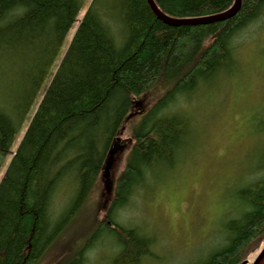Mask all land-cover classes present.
Returning a JSON list of instances; mask_svg holds the SVG:
<instances>
[{"label": "trees", "instance_id": "16d2710c", "mask_svg": "<svg viewBox=\"0 0 264 264\" xmlns=\"http://www.w3.org/2000/svg\"><path fill=\"white\" fill-rule=\"evenodd\" d=\"M155 2L169 15L196 17L223 11L234 0ZM80 5L81 0H0V48L15 41L24 47L41 37L59 44L78 22L13 149L19 118L0 113V166L6 156L11 158L0 179V264H40L77 216L86 190L89 195L96 186L105 152L120 127L112 132L134 100L159 78L172 85L164 100L173 93H189L221 70H230L234 64L231 38L264 10V0H241L236 14L223 22L169 26L155 17L145 0H93L77 20ZM107 19L121 26V44L116 45L108 33ZM208 37L211 40L206 42ZM163 100L151 107L133 131L125 168L110 206L103 211L106 220L125 203L142 166L155 158L167 159L181 144V137L185 141V128L178 119L157 120ZM108 136L107 142H100ZM67 168L77 176L72 206L54 220L48 210L50 194ZM244 189L241 215L226 227L225 245L212 251L203 264H239L264 235V173ZM104 217L98 221L99 228L114 233ZM115 243L119 250L133 254L141 247L132 231L117 237ZM80 262L78 251L66 264Z\"/></svg>", "mask_w": 264, "mask_h": 264}, {"label": "rangeland", "instance_id": "374dc122", "mask_svg": "<svg viewBox=\"0 0 264 264\" xmlns=\"http://www.w3.org/2000/svg\"><path fill=\"white\" fill-rule=\"evenodd\" d=\"M89 1L83 0L79 16ZM260 20L248 25L245 35L234 42L230 70L221 72L203 88L182 94L177 101L180 109L169 112H177L188 122L192 129L188 142L174 164L157 169L142 194L136 191L119 212L121 224L135 225L154 239L149 255L141 256L138 264L204 261L219 243L224 223L235 208L236 193L251 183L254 173L260 175L255 171L263 163L264 154V22L256 27ZM77 25H72L53 56L47 40L33 39L24 45L25 51L16 55V63L10 61L11 56L2 59L0 107H7L11 101L22 107L34 95L31 108H35ZM159 92L156 83L135 99L118 134L121 146L114 147L106 176L102 168L86 206L87 214H92L99 202L98 213L109 205L130 150L131 129L158 101ZM23 130L16 135L13 147ZM8 161L9 157L0 168V177ZM84 220L78 217L75 222L85 224ZM67 236L49 250L40 264H51ZM263 247L264 235L246 260L254 261ZM90 257L91 264H114L117 253L112 243L101 242ZM118 257L122 258L120 254Z\"/></svg>", "mask_w": 264, "mask_h": 264}, {"label": "bare ground", "instance_id": "6f19581e", "mask_svg": "<svg viewBox=\"0 0 264 264\" xmlns=\"http://www.w3.org/2000/svg\"><path fill=\"white\" fill-rule=\"evenodd\" d=\"M92 1L93 0H90L88 2V5H87V8H86L85 12L89 8V6H90ZM145 1L147 3L148 7L150 8V6L148 4V1L147 0H145ZM153 1H154V4H155L156 8L158 9V11L163 16H165V17H167L169 19H173V20H181V19L198 20V19L208 18L209 16H213V15H216V14H219V13H222V12L224 13V12L228 11L233 6V4L235 2V0H234V2H233L231 7L227 8V9H225L223 11L217 12V13L206 14V15H201V16H196V17H176V16H172V15H169V14L165 13L157 5L155 0H153ZM83 5H84V2H83V0H81L80 9H78L79 12H78V15H77V20H79L81 17H83V15L85 13L84 12L81 16H79L80 10L83 7ZM240 5H241V0H240ZM150 10L155 15V17H157V14L151 8H150ZM233 16H231V17H233ZM157 19H159V18L157 17ZM258 19H261V20L256 24V27L260 26L264 22V10H262V14L256 20H258ZM159 20L162 21L164 24H167L169 26H198V25H205V23H197V24H190V25H170L169 23L163 21L162 19H159ZM225 20H227V19H225ZM225 20H223V21H225ZM256 20L250 22L249 24H246V25L242 26L236 32V34L231 38V40H230L231 47L230 48H231V51H232V57L233 58H234V51H235L234 42L237 39H239L240 36L241 37L244 36L245 35V34H243L244 29L248 25H250L251 23L255 22ZM223 21H218V22H213V23H219V22H223ZM104 23L107 26V31L110 34L111 38L113 39L114 43L116 45L121 44L122 43V35H123V31H122L121 26L119 24H116V23L112 22L110 19L104 20ZM207 24H211V23H207ZM72 25H71V27H72ZM70 28H69V30H70ZM67 33L68 32H66V34ZM42 34L45 35V36L48 35L46 31H43ZM37 40L38 41H42V42L44 40H47L50 43V49L52 51V56H53L58 51V49L61 47L62 42H63L64 39H62L61 43H59V44H54V42H52L51 40H49L46 37H41V38H39ZM71 40H72V38H71ZM210 40H211V37H208L206 39V42H208ZM70 42H69V44H70ZM5 43L7 44L8 42H5ZM20 43L21 42H16L15 41V43L12 42L10 44L11 47H8L10 45L7 44V45H5L6 47L0 48V64L4 63V61H2V59L5 60V58L6 57L9 58V56H11L10 57V61H13V62L16 63V60H18V59H16V55H19L23 51H25L24 47H22V43L21 44ZM69 44H68V46H69ZM68 46H67V48H68ZM67 48L65 49V51L67 50ZM65 51H64V53H65ZM64 53H63V55H64ZM63 55H62V57H63ZM61 58H60V60H61ZM233 58H231V59L234 60ZM14 59H16V60L14 61ZM60 60H59V62H60ZM10 61H8V62H10ZM13 66H14V63L12 65V67ZM57 66H56V68H57ZM225 71H227V69L221 70V72H225ZM221 72H218L217 74H215V76L211 80H209L207 82H203L202 84L200 83L197 86V88L194 89V90H199V89L203 88L205 84H207L208 82H212L213 79L216 78ZM156 83L159 85V90H160V92L156 96V99L158 101H160V100H163V98H165L166 93L172 88V85L170 86L169 82L163 80L162 78H159L148 89H150ZM148 89L145 92H147ZM145 92H143V93H145ZM142 94H140V95H142ZM180 96H182V94L173 93L170 98H166V99L163 100V102L161 103V107H160L161 111L158 114L157 120H159V119L160 120L168 119L170 117H174V118L178 119L183 124V126L185 128V133H186L185 141L184 140L182 141L183 138L181 137V144L179 145V147L176 150H174L173 152L170 153L169 157L167 158L168 160L165 159V158H155V159L151 160L148 164H145V165L142 166L140 178L133 184L134 186L132 187V190L129 193L125 203L122 206H118L115 209V211H113V213L110 215L108 220H106L107 218L105 219V217L103 216L104 214L102 213V211L98 213V208H99V206H101L100 202H99V204L97 203V206H96L95 210H93L92 214H87L88 212H87L86 206H87V204L90 201L89 197L91 195V192L93 191V189H91L90 192H89V195H88L89 189H87L85 195L83 196V198L81 199V201H80V203H79V205L77 207V208H79V210L77 211V216L75 217V219H77L78 217L81 218V219L82 218L85 219L84 223L86 225L85 224L76 223L75 219L73 221H69L68 226L66 227L65 231L62 233L61 238L64 239L65 236H67V235L68 236H67L64 244L62 245V248L59 250V253L56 256V258L52 257L51 264H66L67 262H69L73 258L74 254H76V252H78V251H80V253H81V262H80V264H91L93 262H91L92 258L90 257V254L92 252L96 251L100 247V243L101 242H106V243H109V244L112 243V245L114 247V250L117 253L116 260L114 259L115 260L114 264H138V263H140V257L141 256H144L145 254L149 255V249L153 246L154 239L151 238L148 234H146L144 232H141L140 228L135 226V225L132 226V225H130L128 223L121 224L118 221L119 212H120V210H122V208L124 206H126L129 203L130 199L132 198V196L134 195V193L136 191L137 192H141V194H142L143 187L144 186L146 187V185L149 183L150 177L153 175L154 172H156L157 169L165 167L166 165H173L177 155H179L180 153L183 152V149H184L183 147L187 144L186 142H188L187 140L189 138L190 133L192 132V129L189 126V124L186 121V119L183 118L181 115H179L177 112L176 113H172V114L169 113V112L175 111L176 109H180L181 106H179V104L177 103L178 97H180ZM33 98H34V95L31 96V98L27 101V103L23 104L22 107L18 106L19 103L15 104L14 101H11L10 104L7 105V107H5V106L0 107V113L9 116L12 119L13 118H16V119L19 118L18 119V121H19L18 126H19L20 130H23V128H24L23 134L25 133V131H26L27 127H28V124H29V121H30L29 118H31V116H33V114L36 112L37 106H38V102L40 100L39 99L38 102L36 103L35 108L32 109L31 105L33 104ZM135 103H136V100H134L133 104H135ZM131 108H132V106L129 108L128 111H130ZM143 116L140 118V120L137 122V124L134 125L133 128L131 129L132 130L131 131V139H129V140H132L131 144L134 141V139H132L133 131H136V129L138 127V124L143 119ZM127 117H128V114L123 119L121 124H119L116 127V129H114V131L112 132V134H114L115 131L120 127L119 130L117 131V133L112 135V139L111 140L109 139L112 142V144L109 147V149L106 150L105 157H104V160L102 162L103 174L105 176L107 175L106 166H108V161H110V158H111L110 155L113 153V151L115 149L114 147H116V144L118 146H121L119 144L120 137H118V134L120 132V129L122 127V124H123L124 120ZM21 138H22V136H21ZM21 138H20V140H21ZM108 138H109V136L105 137L104 139H101L100 142L101 143L107 142ZM110 138H111V136H110ZM14 140H15V138H14ZM13 143H14V141L12 142V149H13ZM129 152H130V150H129ZM128 155H129V153H128ZM8 157H9V161H10V159H11L10 155L6 156V158H8ZM262 159H263V163L260 164L259 167L255 170L256 172H259L260 175L257 174L258 176H256L255 175L256 173H254L253 174L254 175L253 176V180L251 181V183L246 185L245 187L241 188L243 190L240 189L236 193V205H235V208L232 211V213L229 216V218H227L225 223H224V228H223V231L221 233L222 235L219 237V240H218L219 243L215 246L214 249H212L211 251H209L207 253V255L204 258V261L208 258V255L212 251H214L218 247H221V246L225 245L226 238H227L226 227L229 226L231 223H233L241 215V212H242V209H243L242 198L247 195V191H245L244 188H247L250 185H252L253 183H255L257 180H259L262 177V175L264 173V154H263ZM9 161L7 162L5 170H6L7 166H8V164H9ZM67 161H69V159ZM67 161H66V163H67ZM4 162H5V160L2 162L0 168L3 166ZM64 164H65V162H64ZM125 165H124V168H125ZM123 169H122V171H123ZM5 170L3 171V173L5 172ZM67 171H68L67 173L65 172L61 176V179L59 180V182L57 184V187L50 194V206H49L48 210L53 215V219L54 220H57L60 217L59 214H62L64 212H66L72 206L71 197H72V195L74 193L73 185H75V183H77V179H76L77 176L75 174V170L74 169L71 170L70 168H67ZM121 172H120V174H121ZM3 173H2V175H3ZM2 175H1V177H2ZM99 176H100V174H99ZM1 177H0V179H1ZM65 183H66V185H65ZM243 191H245V192H243ZM108 206H110V203H109ZM103 217H104V220H106V225L114 226V230H115L114 233H107V232L102 231L99 228L100 224L98 223V221H99L100 218L102 219ZM128 231H132L133 237L137 238V242H139L141 244V247H140V249H138L136 254H133V251H131L130 253H127V251L124 252L122 250H119L120 248L115 243L117 237H119V238L125 237L126 234L128 233ZM112 241H114V243ZM82 245H84L83 250L79 249ZM55 246H56V242H54L50 246V248H53ZM119 254L120 255L124 254V257L121 256L122 258L119 259V257H118ZM204 261H202V262H200L198 264H203ZM42 262L43 261H41V263ZM248 262L249 261L247 260V263ZM252 263H253V261L250 262V264H252Z\"/></svg>", "mask_w": 264, "mask_h": 264}, {"label": "water", "instance_id": "95a60500", "mask_svg": "<svg viewBox=\"0 0 264 264\" xmlns=\"http://www.w3.org/2000/svg\"><path fill=\"white\" fill-rule=\"evenodd\" d=\"M150 8L157 14L159 19L169 23L170 25H190V24H197V23H213L218 21H223L225 19L230 18L239 10L240 0H235L233 6L226 12H222L213 16H209L208 18L198 19V20H189V19H181V20H173L163 16L158 9L156 8L153 0H147ZM108 166H106L107 171ZM247 260L242 261L239 264H246ZM252 264H264V247L261 249L259 254L256 256Z\"/></svg>", "mask_w": 264, "mask_h": 264}]
</instances>
